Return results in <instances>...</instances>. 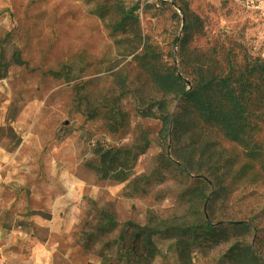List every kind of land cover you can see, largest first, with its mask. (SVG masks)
I'll return each mask as SVG.
<instances>
[{"label": "rangeland", "instance_id": "obj_1", "mask_svg": "<svg viewBox=\"0 0 264 264\" xmlns=\"http://www.w3.org/2000/svg\"><path fill=\"white\" fill-rule=\"evenodd\" d=\"M122 1L138 7L142 43L130 33L112 34L118 18L111 7L102 17L95 14L107 5L103 0H0V167L29 163L41 167L44 181H54L53 192L62 183L63 246L82 248V264H99L104 246L126 222L153 228L248 224L253 232L247 242L264 263V171L240 146L202 125L173 146L161 134V120L138 114L166 102L174 115L180 102L152 84L143 63L147 51L164 70L193 80L179 65L177 0ZM188 1L205 21L193 47L207 51L240 41L264 58V0ZM144 136L150 146L131 178L138 180V193L128 182L102 180L86 168L96 143L123 148ZM255 140L264 149V123ZM192 150L201 152L192 155L189 169L176 154ZM161 157L175 166L167 168ZM199 181L206 184L204 204L187 194ZM98 212L111 214L117 231L104 234ZM234 242L181 258L168 251L169 240H158L164 256L153 264H226L223 256Z\"/></svg>", "mask_w": 264, "mask_h": 264}, {"label": "trees", "instance_id": "obj_2", "mask_svg": "<svg viewBox=\"0 0 264 264\" xmlns=\"http://www.w3.org/2000/svg\"><path fill=\"white\" fill-rule=\"evenodd\" d=\"M103 1L107 5L97 9L95 14L102 17L107 7H111L118 18L112 26V34L130 33L134 41L142 43L136 14L138 7L127 8L122 0ZM175 3L183 23L182 36L176 40L179 65L183 70L181 73L192 76L193 80L188 81L175 69L164 70L157 56L147 51L143 63L152 84L165 96H174L180 102L174 115L168 113L166 102H159L157 111L147 108L138 114L161 120V134L173 146L180 145L188 134L202 125L240 146L245 157L264 171V149L255 140L264 123V58L254 57L240 41L232 42L229 48L216 45L207 51L193 47L203 37L205 21L192 10L188 0H177ZM149 146L145 136L136 145L123 148L98 142L93 147L94 158L85 166L102 180L128 182L129 187L132 186L134 192L138 193V180L131 178L139 158L147 153ZM200 152L177 153L176 157L186 168L192 169L195 165L192 155ZM161 161L167 168L175 166L167 157H161ZM163 181L162 178L160 182ZM198 185L187 194L204 204L207 201L206 184L199 181ZM96 216L103 222L101 231L104 234H112L119 228L111 214L98 212ZM252 232V227L243 223L214 225L212 222H202L153 228L126 222L121 226L118 238L104 246V251L110 250L112 254L106 256L103 251L99 264H153L164 256L158 240H169L168 251L184 258L204 246L211 248L233 239L235 242L223 256L226 264H264L258 250L247 242Z\"/></svg>", "mask_w": 264, "mask_h": 264}, {"label": "crops", "instance_id": "obj_3", "mask_svg": "<svg viewBox=\"0 0 264 264\" xmlns=\"http://www.w3.org/2000/svg\"><path fill=\"white\" fill-rule=\"evenodd\" d=\"M41 172L29 163L0 167V264L85 263L82 248L63 246L62 183L53 192Z\"/></svg>", "mask_w": 264, "mask_h": 264}]
</instances>
